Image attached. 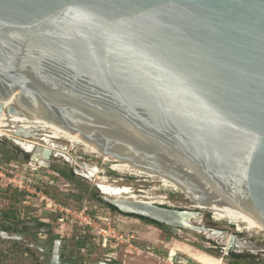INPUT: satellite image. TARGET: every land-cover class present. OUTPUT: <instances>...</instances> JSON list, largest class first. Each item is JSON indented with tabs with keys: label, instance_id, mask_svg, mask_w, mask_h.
Returning <instances> with one entry per match:
<instances>
[{
	"label": "water",
	"instance_id": "1",
	"mask_svg": "<svg viewBox=\"0 0 264 264\" xmlns=\"http://www.w3.org/2000/svg\"><path fill=\"white\" fill-rule=\"evenodd\" d=\"M16 91L104 154L264 225V0H0V94ZM108 201L173 226L200 214Z\"/></svg>",
	"mask_w": 264,
	"mask_h": 264
},
{
	"label": "rangeland",
	"instance_id": "2",
	"mask_svg": "<svg viewBox=\"0 0 264 264\" xmlns=\"http://www.w3.org/2000/svg\"><path fill=\"white\" fill-rule=\"evenodd\" d=\"M8 133L0 134V225L22 227L25 236L19 243L0 238V264H47L48 255L37 244L51 235L62 239L77 264H202L181 249L170 255L171 247L183 244L194 250L213 249L222 264H264V231L247 229V224L217 210L196 207L180 189L158 177L114 169L113 157L105 159L82 144L65 138H51L47 143L44 136L27 137L54 147L47 159L35 156L36 147L27 149L26 136L19 135L20 139ZM106 182L127 188L124 195L135 194L172 208L200 210L192 223L210 228L161 230L123 215L105 201L107 195L100 186ZM38 221L50 223L52 234L39 229ZM211 228L224 230L231 238L238 233L242 240L252 241L254 259L235 261L225 253L226 244L233 242L208 234Z\"/></svg>",
	"mask_w": 264,
	"mask_h": 264
},
{
	"label": "bare ground",
	"instance_id": "3",
	"mask_svg": "<svg viewBox=\"0 0 264 264\" xmlns=\"http://www.w3.org/2000/svg\"><path fill=\"white\" fill-rule=\"evenodd\" d=\"M19 94H20L19 91H16L7 97L0 94V134L1 135H7V134L9 135L10 133L8 132H13L16 134L17 138L22 137L19 135L26 136V138L24 139L26 141L27 149L31 150L34 147L36 148L39 147L40 151L39 152L35 151L36 153L35 155L41 158L48 159L47 154L50 152H53L54 150L53 146H50L49 144H45V143L35 140L41 136H44L43 138L47 143L50 142L51 138H65L72 143H78V144H82L86 146L85 148H87V150H90L93 153L94 152L99 153L103 155L105 159H109L112 157V156L104 154L97 147L96 144L86 140L80 132L72 131L64 127L63 125H61L55 119L51 118L48 114L42 111H39L37 109H34L32 107H29L27 105H24L19 99ZM8 127H11V128H8ZM27 137H33L35 139H29ZM114 159H115V163L112 166L114 169H117V170L127 169L136 174L145 173L151 177H158L161 180L168 182L171 186H174L180 189L183 193H185L190 198L191 201L194 202L196 207L201 208V209L217 210L221 212V215L223 216H227L229 218L235 219L238 222L247 224V229L256 228V229H260L261 231H264V225L254 222L238 214L208 205L204 203L202 200H200L198 197H196L194 194L189 192L188 190L184 189L183 187L179 186L178 184L174 183L173 181L169 180L168 178H166L165 176L157 172L137 167L136 165H134L133 163L129 161L119 160L116 158ZM100 188L102 192L108 196H114L116 198H128V199H134V200H142V201L145 200V199L137 198L135 194L124 195L125 192L127 191V188L120 187V186H114L113 184L110 185V184H107V182L102 183ZM145 201H148L150 203L156 202L155 200H145ZM192 218L193 217L182 216L181 218H179V220L183 221L184 223H188V221H190V219ZM238 230H241V229L238 228ZM208 234L212 236L219 235L223 238L225 237L226 242L233 240V238H231L230 235H228L224 231L222 232L214 231ZM233 242L234 243L236 242L240 248L248 244L247 241L243 242L237 239L236 241L233 240ZM177 249H181L182 251L189 254L191 257L195 258L197 261H199L202 264H222L221 260L218 257L208 252H205V251H201L197 249L194 250L191 246L187 244H183L182 246H178V247H171L169 250L170 255L171 256L175 255L177 252Z\"/></svg>",
	"mask_w": 264,
	"mask_h": 264
},
{
	"label": "flooded vegetation",
	"instance_id": "4",
	"mask_svg": "<svg viewBox=\"0 0 264 264\" xmlns=\"http://www.w3.org/2000/svg\"><path fill=\"white\" fill-rule=\"evenodd\" d=\"M37 156V155H35ZM38 157V156H37ZM110 197H104L105 201L107 203H110L108 201ZM163 205V204H160ZM166 206V205H163ZM168 207V206H166ZM111 208V207H110ZM112 209V208H111ZM113 210V209H112ZM120 210V209H119ZM121 211V210H120ZM118 212V211H117ZM120 213V212H119ZM122 214V213H121ZM124 215V214H123ZM126 216H130V215H126ZM130 217H134L137 219H140L141 221H145L149 224L155 225L156 227L160 228L161 230H166V229H172V228H176V227H189L190 228H198V229H209L210 227H206L204 225H195L192 223L193 218L197 217H193L192 219H190V221H188V223H183L185 224L184 226H173V225H168L166 223H162L159 222L157 220L151 219L149 217V219L155 221V222H150L148 220H144L142 218L136 217V216H130ZM145 217V216H144ZM38 227L39 229H44L45 232L51 233V225L49 223V225H44L42 223H46L44 221H38ZM158 223V224H157ZM204 227V228H202ZM214 231H224V230H217L214 228H211L209 230V233L214 232ZM226 232V231H224ZM52 234V233H51ZM233 240L236 241L237 240H241L243 242H246L244 240H242L241 238H239L238 233L236 234H231ZM25 236V231L23 230V228H17L16 226H14L12 223L7 224V225H0V238L8 240V241H15L16 243L20 242L21 238H23ZM47 239H45L44 241H41V243L37 244V247L45 254L48 255V263L47 264H54V262L56 261L57 264H77V260H76V256L71 254V253H67L65 248H64V243L62 241V239L57 238V236L51 235L50 237H46ZM232 240V242H233ZM60 243H59V242ZM248 244L244 245V248H247L249 250L248 253H244V249H240V247L238 246V244L235 242H233V246L232 248H230V244L231 242H229V244H226V249H225V253H227L229 256L233 257V259L237 262H248V260H252L254 259V250L251 248L252 247V241H247ZM58 245V249H56ZM217 246V245H215ZM28 248V247H27ZM203 251H206L214 256H216L215 251H213V249H204L202 248ZM111 260V259H110ZM99 264H112L111 262H105V261H100ZM251 264V263H249Z\"/></svg>",
	"mask_w": 264,
	"mask_h": 264
},
{
	"label": "trees",
	"instance_id": "5",
	"mask_svg": "<svg viewBox=\"0 0 264 264\" xmlns=\"http://www.w3.org/2000/svg\"><path fill=\"white\" fill-rule=\"evenodd\" d=\"M64 175L67 176V177H71V175H70V174H67V173H64ZM108 205H109V207H111L114 211H118V212H120V213H122V214H124V215L136 216V217L142 218V219H144V220H148V221H150V222H155V221H153V220H151V219H149V218H147V217H144V216H140V215H137V214L124 213V212L120 211L119 208H118L117 206H115V205H113V204H111V203H108ZM42 224H44V225H49V223H42ZM157 224H158V223H157Z\"/></svg>",
	"mask_w": 264,
	"mask_h": 264
}]
</instances>
